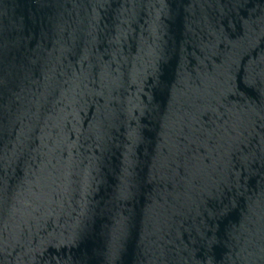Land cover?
<instances>
[{"label":"water","instance_id":"95a60500","mask_svg":"<svg viewBox=\"0 0 264 264\" xmlns=\"http://www.w3.org/2000/svg\"><path fill=\"white\" fill-rule=\"evenodd\" d=\"M0 264H264V0H0Z\"/></svg>","mask_w":264,"mask_h":264}]
</instances>
